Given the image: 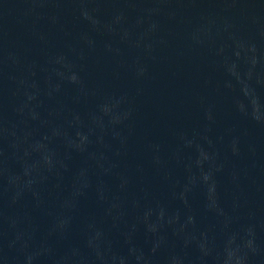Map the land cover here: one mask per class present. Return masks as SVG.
Returning <instances> with one entry per match:
<instances>
[{
  "label": "water",
  "instance_id": "obj_1",
  "mask_svg": "<svg viewBox=\"0 0 264 264\" xmlns=\"http://www.w3.org/2000/svg\"><path fill=\"white\" fill-rule=\"evenodd\" d=\"M0 264H264V0H0Z\"/></svg>",
  "mask_w": 264,
  "mask_h": 264
}]
</instances>
